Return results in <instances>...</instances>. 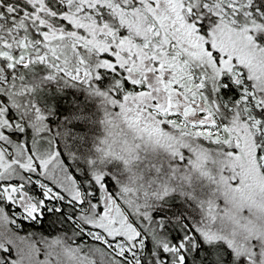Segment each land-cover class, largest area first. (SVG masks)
Masks as SVG:
<instances>
[{
	"label": "snow or ice",
	"instance_id": "snow-or-ice-1",
	"mask_svg": "<svg viewBox=\"0 0 264 264\" xmlns=\"http://www.w3.org/2000/svg\"><path fill=\"white\" fill-rule=\"evenodd\" d=\"M0 264H264V0H0Z\"/></svg>",
	"mask_w": 264,
	"mask_h": 264
}]
</instances>
